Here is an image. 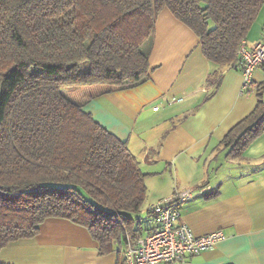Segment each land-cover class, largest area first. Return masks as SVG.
Returning <instances> with one entry per match:
<instances>
[{
	"label": "trees",
	"instance_id": "1",
	"mask_svg": "<svg viewBox=\"0 0 264 264\" xmlns=\"http://www.w3.org/2000/svg\"><path fill=\"white\" fill-rule=\"evenodd\" d=\"M263 5L0 0V251L37 238L49 220L84 228L103 255L138 238L147 174L127 142L63 88L101 85L109 92L145 82L164 8L196 32L219 74L237 68L238 49ZM254 87L256 107L221 143L234 158L264 133V82Z\"/></svg>",
	"mask_w": 264,
	"mask_h": 264
},
{
	"label": "crops",
	"instance_id": "2",
	"mask_svg": "<svg viewBox=\"0 0 264 264\" xmlns=\"http://www.w3.org/2000/svg\"><path fill=\"white\" fill-rule=\"evenodd\" d=\"M264 37V5L245 42ZM149 78L134 87L105 91L74 86L69 96L127 145L147 174V199L138 238L103 255L82 227L49 220L37 238L0 251L5 264H120L122 251L154 228L149 206L176 191L195 195L181 206V222L198 235L221 230L227 238L183 264H264V133L242 158L228 155L226 134L257 105L238 68L220 67L204 55L196 32L169 9L160 11L150 52ZM217 87L215 81L219 80ZM264 82V68L253 86ZM183 98L181 102L170 100ZM158 106V110H153ZM120 251V253H119Z\"/></svg>",
	"mask_w": 264,
	"mask_h": 264
},
{
	"label": "built area",
	"instance_id": "3",
	"mask_svg": "<svg viewBox=\"0 0 264 264\" xmlns=\"http://www.w3.org/2000/svg\"><path fill=\"white\" fill-rule=\"evenodd\" d=\"M237 68L244 78V89L253 86V73L264 68V37L252 48L243 41L237 52ZM255 88V87H254ZM173 97L170 102H181ZM156 106L153 110H158ZM195 191H176L149 206L148 212L154 228L122 251L120 264H183L199 252L214 248L226 240V234L217 230L206 235H196L191 227L181 222V206L192 199Z\"/></svg>",
	"mask_w": 264,
	"mask_h": 264
},
{
	"label": "rangeland",
	"instance_id": "4",
	"mask_svg": "<svg viewBox=\"0 0 264 264\" xmlns=\"http://www.w3.org/2000/svg\"><path fill=\"white\" fill-rule=\"evenodd\" d=\"M87 68H88V63L87 62H84V63H82L81 64V66H80V71H86L87 70ZM74 87H64L63 88V92H65L68 96L70 95L69 94V92H70V90H72ZM192 190V189H191Z\"/></svg>",
	"mask_w": 264,
	"mask_h": 264
}]
</instances>
